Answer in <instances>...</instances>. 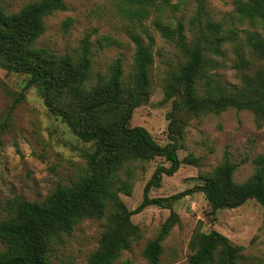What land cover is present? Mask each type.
Wrapping results in <instances>:
<instances>
[{
	"label": "rangeland",
	"instance_id": "374dc122",
	"mask_svg": "<svg viewBox=\"0 0 264 264\" xmlns=\"http://www.w3.org/2000/svg\"><path fill=\"white\" fill-rule=\"evenodd\" d=\"M35 1L0 0V9L15 14ZM62 1L67 10L45 18V32L34 46L58 57L76 58L83 39L88 37L94 78L108 77L110 66L120 61L123 79L128 82L135 52L131 37H138L145 45L153 39L150 94L134 109L128 124L130 128L145 129L162 147L174 143L180 166L172 175L162 174L158 187L150 186L149 198L168 199L201 186L204 177L226 155L237 165L233 174L236 183L252 176L253 159L264 154V128L256 126L249 111L228 109L219 114H188L182 107L173 109V100H180L181 96L166 101V89L188 57L175 42L162 37L155 23L171 31L181 23L187 47L196 41L200 43L204 57L210 62L207 78L197 90L203 94L213 90L214 84L222 91L241 88L244 76L255 75L264 67L261 58L252 56L247 46L248 36L254 33L264 39V22L240 23L232 0H167L161 10H152L139 23L132 22L119 10L123 0ZM199 5L203 7L202 22L191 26ZM207 21L220 25V36L229 39L216 52L212 51L213 37L206 27ZM111 41L114 43L108 44ZM240 60L244 64L237 68ZM27 80L26 74L0 68V203L14 196L30 202L44 200L58 185L69 186L87 175L89 156L95 150L93 143L78 139L61 118L47 110L34 86L24 92L11 119L5 121ZM169 166L163 157L128 163L117 172L112 189L124 207L134 211L155 171ZM209 212L205 196L199 191L165 202L163 207H146L131 216L138 234L113 264H149L143 256L144 249L149 241L158 238L169 219L172 226L161 239L158 264H189L190 239L195 233L210 231L224 235L242 248L237 264H264V212L255 200H248L236 209L219 210L214 219ZM114 214V208L109 207L102 218L78 222L48 254V264H87Z\"/></svg>",
	"mask_w": 264,
	"mask_h": 264
},
{
	"label": "trees",
	"instance_id": "16d2710c",
	"mask_svg": "<svg viewBox=\"0 0 264 264\" xmlns=\"http://www.w3.org/2000/svg\"><path fill=\"white\" fill-rule=\"evenodd\" d=\"M167 4V0H123L119 10L132 22L139 23L149 17L152 10L159 11ZM232 4L240 23L264 22V0H232ZM66 10L62 0H37L15 14L0 9V68L28 75L5 121L11 119L24 92L34 86L52 115L61 118L78 139L95 146L89 156L87 175L69 186L58 185L40 202L14 196L0 203V264H48V254L61 244L63 235H69L83 219L102 218L109 207L114 208L115 214L87 264H113L123 251L129 249L138 234L131 216L148 206L163 207L165 202L196 191L204 194L212 219L217 211L236 209L248 200H255L264 212V154L253 159L255 171L243 183L233 180L237 165L226 155L223 162L204 177L201 186L168 199L148 197L150 186L158 187L162 174L172 175L180 166L174 143L162 147L145 129L130 128L128 124L134 109L150 94L153 39L145 45L138 37H131L135 52L133 73L128 82L123 79L120 61L110 66L108 77L94 78L88 37L83 39L76 58L70 55L58 57L34 46L45 32V18ZM202 11L203 7L199 5L191 26L201 24ZM206 27L213 37L210 41L212 51L216 52L229 39L220 36V25L207 21ZM155 28L163 38L175 42L188 57L166 89V101L181 96L180 100H173V109L182 107L188 114H219L228 109L249 111L256 126L264 128V67L255 75L244 76L241 88L222 91L214 84L213 90L199 94L198 87L207 78L206 68L210 64L200 43L196 41L192 47H187L181 23L173 31L159 22L155 23ZM247 46L250 54L260 57L264 63V39L254 33L248 36ZM240 64L244 62L240 60L237 68ZM205 85L210 86L208 82ZM155 157H163L170 166L155 171L144 189L141 204L130 212L112 189L117 172L128 163L148 162ZM171 226L169 219L158 238L147 243L143 256L149 264H158L161 239ZM189 249L192 253L189 264H237L242 251L240 246L233 245L216 231L195 233Z\"/></svg>",
	"mask_w": 264,
	"mask_h": 264
}]
</instances>
